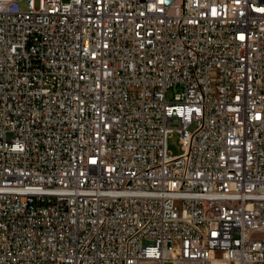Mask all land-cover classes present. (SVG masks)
I'll use <instances>...</instances> for the list:
<instances>
[{
	"label": "built area",
	"instance_id": "2783aa9c",
	"mask_svg": "<svg viewBox=\"0 0 264 264\" xmlns=\"http://www.w3.org/2000/svg\"><path fill=\"white\" fill-rule=\"evenodd\" d=\"M182 258L264 264V0H0V264Z\"/></svg>",
	"mask_w": 264,
	"mask_h": 264
},
{
	"label": "rangeland",
	"instance_id": "374dc122",
	"mask_svg": "<svg viewBox=\"0 0 264 264\" xmlns=\"http://www.w3.org/2000/svg\"><path fill=\"white\" fill-rule=\"evenodd\" d=\"M25 6L24 3L22 5ZM37 6H39V1H37ZM172 127H179V124H171ZM169 150L173 155H179L182 153V146L180 142V134L178 132H174L169 138ZM141 264H160L158 262H143ZM166 264H173L172 262H167ZM182 264H194V261H184L182 260Z\"/></svg>",
	"mask_w": 264,
	"mask_h": 264
},
{
	"label": "bare ground",
	"instance_id": "6f19581e",
	"mask_svg": "<svg viewBox=\"0 0 264 264\" xmlns=\"http://www.w3.org/2000/svg\"><path fill=\"white\" fill-rule=\"evenodd\" d=\"M182 260H184V261H189V262H190V261H191V262L194 261V259H190V258H182Z\"/></svg>",
	"mask_w": 264,
	"mask_h": 264
}]
</instances>
